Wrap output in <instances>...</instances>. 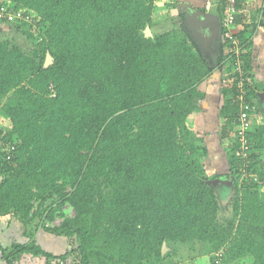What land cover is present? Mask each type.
<instances>
[{
    "label": "trees",
    "instance_id": "trees-1",
    "mask_svg": "<svg viewBox=\"0 0 264 264\" xmlns=\"http://www.w3.org/2000/svg\"><path fill=\"white\" fill-rule=\"evenodd\" d=\"M2 1L33 17L0 21V218L22 223L29 237L0 243L8 264L23 252L67 261L76 252V264H181L163 246L193 241L207 244L212 264H264V128L248 133L250 159L231 146L226 185L214 183L222 174L208 168L189 125L217 67L232 79L223 139L240 112V73L231 74L240 59L248 99L256 97L239 12L240 56L222 35L214 66L180 20L154 32L155 0ZM178 11L186 17V7ZM13 29L31 49L1 38ZM67 203L75 215L46 226ZM38 221L74 248L59 257L45 250Z\"/></svg>",
    "mask_w": 264,
    "mask_h": 264
},
{
    "label": "crops",
    "instance_id": "crops-1",
    "mask_svg": "<svg viewBox=\"0 0 264 264\" xmlns=\"http://www.w3.org/2000/svg\"><path fill=\"white\" fill-rule=\"evenodd\" d=\"M155 2L156 10L154 12L153 20L157 32L161 31L169 24L171 26L174 22H179V20L180 23H185L186 28L191 31V24L187 18L189 15L188 12L192 9L194 11L201 10L207 13L212 12L215 14V16L219 19L220 30L222 31V15L220 8L222 6L221 0H155ZM179 6L186 7L187 14L186 17L176 19L175 17L179 15ZM238 6L239 15L237 18L238 25L236 28L240 31L245 30V36L249 37L250 48L246 51L250 54L249 58L251 61V68L249 71L253 75V90L256 94V97L252 95V101L256 105V109L252 116L249 133L252 132L257 134L261 130L263 131L264 128V98L259 96V93H264V0H243L239 2ZM165 22L168 25H166ZM193 37L196 39L198 45H200V49L206 58L214 66H217L218 58L221 55L220 53L222 50L221 45H223L224 41L222 34L218 37H213V42L208 40H206V42L194 35ZM231 84L232 79L229 78L228 71L217 67L212 74L201 83L200 90L205 93V96L203 99L199 100L198 109H196L189 117V125L198 133L199 136H202L204 140L203 142L209 151L210 160L208 168L210 164V168H216L217 170H220L219 167L229 168L227 160L228 152L226 151L229 150L228 148L231 149L232 145L225 148L224 141L231 142L233 140V134L231 132L229 136H226L224 139L222 138L224 134L223 126L225 121L222 119L220 111L226 98L225 89L228 86H231ZM257 154H260L261 163L264 165V149L258 150ZM218 155L223 157V160L219 161V167L211 158L213 156L215 158ZM8 222V219L5 220L0 218L1 246L9 248L13 243H27L29 241V237L26 236L28 234L25 231V226L15 219H12L10 223ZM44 235L45 232L39 229L35 239L38 244L42 245L43 248L47 250V246L40 239V237ZM1 246L0 264H8L3 256ZM49 252L56 255L52 251ZM17 257L18 258L15 259L14 264H42L38 260L43 256L23 252ZM30 260L31 262H29Z\"/></svg>",
    "mask_w": 264,
    "mask_h": 264
},
{
    "label": "rangeland",
    "instance_id": "rangeland-1",
    "mask_svg": "<svg viewBox=\"0 0 264 264\" xmlns=\"http://www.w3.org/2000/svg\"><path fill=\"white\" fill-rule=\"evenodd\" d=\"M172 12H174V11H172ZM179 18H180L179 15L176 16V19H179ZM165 24H166V22H165ZM166 25H168V24H166ZM169 27H170V24L168 26L164 27V29L169 28ZM154 32H157V29H154ZM5 33H6L5 36L3 34H1V38H3V39L9 38L12 42L18 44L19 46H21L25 49H31L32 48V42H30L27 39L25 34H21L20 32H16L15 29L11 30L10 32L8 30H5ZM152 35H153V31H152ZM1 119H3V118H0V120ZM199 132H201V131H199ZM224 144H225V146H224L225 148L228 147L229 145L234 146L233 141H231V142L224 141ZM220 146H221V144H220ZM228 149L229 150H227L226 152H228V154H229L231 149L230 148H228ZM217 154H219V153H217ZM211 158H212V160H214V163L218 167H219V161L223 160V157H221V155H218L215 158L213 156ZM215 159H216V161H215ZM227 160H228V157H227ZM219 168H220L219 171L222 175L228 176L229 168H226V167H219ZM243 172H244L243 178L247 177L246 171L243 170ZM226 182H224V184L229 185ZM51 203H52V199L48 201L47 206ZM74 215H75L74 207L72 205H70L69 203H67V204L63 205L61 209H59L58 211H56L54 213V216H55L54 220H46L45 224L48 227L58 226L61 224V222L63 221V219L65 217L74 216ZM37 225H39V227H40L41 222L38 221ZM39 229L42 230L41 227ZM26 236L28 237V235H26ZM48 236H50V237H48ZM40 239L47 246V250L54 252L56 255H58L57 257H59L60 254L62 255L65 252L71 251L72 248H74V247H71L70 245H68V240L63 235H56V234L50 235V234L45 233V235L41 236ZM165 246H166L165 252L169 251L173 254V257H172L173 262H178L181 264H212L211 263V257L205 252V250L208 247L206 243H202L199 241H193V242H188L187 244H185V243H172V244H167ZM76 254H77L76 252L70 253V256H69L70 261H69V259L67 261L68 264H76V260H75ZM56 260H57L56 257L52 258V259H48V257H44V258L40 257V259L38 261L41 262L42 264H56ZM29 262H31V260Z\"/></svg>",
    "mask_w": 264,
    "mask_h": 264
},
{
    "label": "built area",
    "instance_id": "built-area-1",
    "mask_svg": "<svg viewBox=\"0 0 264 264\" xmlns=\"http://www.w3.org/2000/svg\"><path fill=\"white\" fill-rule=\"evenodd\" d=\"M238 1L240 2L243 0H224L222 2L224 9L221 19V27L223 37L231 41V51L235 50V53L240 56L241 42L240 39L235 36V21L239 12L237 4ZM17 18L25 21H32L33 17H29L28 15L25 17L23 11L15 12L9 4L0 0V21H3V23H13L16 22ZM242 64L243 60L240 59L238 61L237 68L231 72V74L235 73V71L240 73L237 79V87L239 89L237 100L239 101L240 112L236 118L237 122L234 126L233 139L235 141L237 154L243 158L250 159L248 133L251 127V120L256 109V105L252 100L248 99L250 88L248 86L246 73ZM10 157L11 155L9 154L8 158ZM56 264H68V262L67 260L59 259L56 260ZM218 264L223 263L218 262Z\"/></svg>",
    "mask_w": 264,
    "mask_h": 264
},
{
    "label": "water",
    "instance_id": "water-1",
    "mask_svg": "<svg viewBox=\"0 0 264 264\" xmlns=\"http://www.w3.org/2000/svg\"><path fill=\"white\" fill-rule=\"evenodd\" d=\"M193 11L194 10L192 9L190 12H188L189 15L187 18L191 24L192 34L201 40H208L213 42V37H218L221 34L219 19L212 12L207 13L201 10H196L194 12ZM145 32L147 36L152 35V30L149 26L146 28ZM53 62L54 57L50 53H48L45 61V67H48ZM259 96L264 98V93H259ZM232 181L233 178L231 176H227L216 178L214 180V183L226 182L230 184V182ZM165 247L166 246L164 245L162 249L163 252H165Z\"/></svg>",
    "mask_w": 264,
    "mask_h": 264
},
{
    "label": "clouds",
    "instance_id": "clouds-1",
    "mask_svg": "<svg viewBox=\"0 0 264 264\" xmlns=\"http://www.w3.org/2000/svg\"><path fill=\"white\" fill-rule=\"evenodd\" d=\"M234 131V130H233ZM232 134H233V132H232ZM233 141V143H234V147H235V141H234V139L232 140ZM236 148V147H235ZM250 150H251V146H250ZM244 174V173H243ZM228 176H230V175H228ZM220 177H227V176H224V175H222V176H220ZM219 178V177H218ZM219 183H221V182H219Z\"/></svg>",
    "mask_w": 264,
    "mask_h": 264
},
{
    "label": "flooded vegetation",
    "instance_id": "flooded-vegetation-1",
    "mask_svg": "<svg viewBox=\"0 0 264 264\" xmlns=\"http://www.w3.org/2000/svg\"><path fill=\"white\" fill-rule=\"evenodd\" d=\"M222 32V31H221Z\"/></svg>",
    "mask_w": 264,
    "mask_h": 264
}]
</instances>
